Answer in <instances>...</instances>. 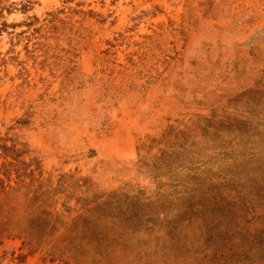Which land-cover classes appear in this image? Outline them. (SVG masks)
I'll return each instance as SVG.
<instances>
[{"label":"rangeland","instance_id":"rangeland-1","mask_svg":"<svg viewBox=\"0 0 264 264\" xmlns=\"http://www.w3.org/2000/svg\"><path fill=\"white\" fill-rule=\"evenodd\" d=\"M0 137L100 191L68 264H264V0H0Z\"/></svg>","mask_w":264,"mask_h":264},{"label":"trees","instance_id":"trees-1","mask_svg":"<svg viewBox=\"0 0 264 264\" xmlns=\"http://www.w3.org/2000/svg\"><path fill=\"white\" fill-rule=\"evenodd\" d=\"M21 6L25 9L26 4ZM88 13L94 12L89 10ZM49 16L46 20L48 25L45 26L48 35L44 34L43 37L49 38V34H52L56 38L57 22L63 23V20L54 13H49ZM76 29L72 31L75 33ZM107 53V50H103V54ZM17 123L25 124L27 120L20 119ZM8 140L0 137V158L4 159L0 165V174L3 176L0 177V243L4 238L21 239L30 251L41 250L49 260L68 264L66 255L78 248V243H74L77 237L73 235L75 221L82 219L86 222L97 216L95 208L99 205L93 207L90 201L99 200L100 191L85 188L81 195H76L74 191L80 185L79 179L73 174L63 175L56 185L43 180L38 158L33 157L28 162L22 158L30 152L27 144L18 148L15 143L7 144ZM36 169L37 175L34 173ZM61 193H65L61 205L67 214L56 209ZM71 199L75 201L72 205L69 202ZM102 203L115 204L110 199Z\"/></svg>","mask_w":264,"mask_h":264}]
</instances>
